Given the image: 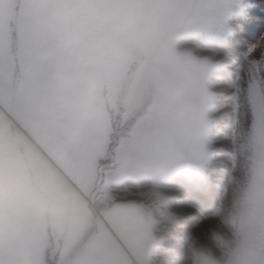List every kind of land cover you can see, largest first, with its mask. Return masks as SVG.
Returning a JSON list of instances; mask_svg holds the SVG:
<instances>
[{"label": "crops", "instance_id": "crops-1", "mask_svg": "<svg viewBox=\"0 0 264 264\" xmlns=\"http://www.w3.org/2000/svg\"><path fill=\"white\" fill-rule=\"evenodd\" d=\"M205 1L0 0V45H4L0 60L7 61L11 81L21 69V59V90H31L39 109L46 107L45 100L49 102L47 91L54 90L56 136L65 144L60 164L24 130H11L7 120V132L0 127V264L144 261L140 246L125 236L128 229L115 205L102 217L88 196L95 187L90 180L99 176L101 159L113 140L112 127L107 139L102 132H88L94 118L67 114L65 107L94 106V95L85 98L82 92L96 91L101 93L96 104L118 108L116 117L121 125L128 124L151 101L155 63L175 54L166 51V45L177 40L193 12L207 11ZM15 35L20 39L19 50ZM137 51L142 56L135 62ZM18 90L14 82L9 86L10 105L17 103ZM141 120V137L124 133L109 154L108 171L115 176L145 177L161 167L156 126H149L155 122ZM68 156L78 158L80 164L68 162L71 167L67 166L64 158ZM113 226L124 239L112 233Z\"/></svg>", "mask_w": 264, "mask_h": 264}, {"label": "rangeland", "instance_id": "rangeland-1", "mask_svg": "<svg viewBox=\"0 0 264 264\" xmlns=\"http://www.w3.org/2000/svg\"><path fill=\"white\" fill-rule=\"evenodd\" d=\"M252 1L207 0V11L193 12L177 40L166 45V51L174 50L175 54L162 57L154 65L151 101L128 124L121 125L116 117L120 116L118 108L96 104L101 94L96 91L91 95L82 92L85 98L94 95V106L65 107L67 114L94 118V127L90 125L88 132H102L107 139L108 128L112 127L113 140H109L101 159L99 176L96 181L90 180L95 187L88 196L93 209L102 217L106 211L117 208L122 217L120 222L128 229L125 236L140 246L144 258L112 264H181L186 249L191 253L192 264H264V74L260 66L264 35L258 43L249 44L243 53V63L208 44L228 39L236 26L233 16L243 14ZM186 37L199 38L182 41ZM14 42L19 50L17 35ZM141 56L137 51L135 62ZM18 61L21 69L13 75L15 80L10 81L7 61L0 60V116L3 114L5 118L0 127L7 132V120L11 130H24L53 160L62 164L60 154L65 144L56 136L54 90L47 91L49 102L45 100L46 107L39 109L31 90L27 87L21 90L24 65L20 58ZM37 64L35 61L33 69ZM98 77L100 81L106 79ZM13 82L21 93L17 103L10 105L8 90ZM247 102L252 111L250 124L246 120ZM143 118L155 122L149 126H156L161 167L145 177H123L121 173L115 176L108 171L109 154L124 133L141 137L139 123ZM220 152L228 156L215 161ZM68 162L80 164L78 158L71 156L64 158V163L71 167ZM220 163L225 165L228 177L217 176L222 193L216 211L210 215L188 203L181 190L166 184L175 176L208 174L211 167ZM144 179L149 182L142 183ZM112 231L124 239L117 227L113 226ZM110 243L114 247V241L110 239Z\"/></svg>", "mask_w": 264, "mask_h": 264}, {"label": "trees", "instance_id": "trees-1", "mask_svg": "<svg viewBox=\"0 0 264 264\" xmlns=\"http://www.w3.org/2000/svg\"><path fill=\"white\" fill-rule=\"evenodd\" d=\"M260 4L261 0H253L252 4L245 8L243 14L233 16L232 20L236 23V26L234 27L233 34L228 39L224 41L215 40L208 44L218 51L227 53L238 63H243V53L247 51L249 44L258 43L264 35V22H262V18L259 15L255 14L256 10L260 8ZM253 23L256 24L255 28L250 27ZM197 38L199 37H186L182 41L198 40ZM260 66L264 74V57L260 61ZM243 99L244 101L246 100L245 97ZM246 105V120L250 124L252 121V111L251 107H248V102ZM225 156L227 157L228 153L220 152L215 156V161ZM224 166L221 163L216 164L211 167L208 174L196 172L190 177H186L185 175L175 176L169 179L166 184L167 186L181 190L188 203L198 208L204 214L210 215L216 211L222 193L218 185L217 176L222 175L225 179L228 177V173L224 171ZM128 182H131V180ZM144 182H149V179L142 180V183ZM190 254L189 249H186L183 257L180 258L181 264H192ZM153 255H155V251Z\"/></svg>", "mask_w": 264, "mask_h": 264}, {"label": "snow or ice", "instance_id": "snow-or-ice-1", "mask_svg": "<svg viewBox=\"0 0 264 264\" xmlns=\"http://www.w3.org/2000/svg\"><path fill=\"white\" fill-rule=\"evenodd\" d=\"M256 15H259L262 18V22H264V0H261L260 8L256 10ZM250 27L255 28L256 24L253 23Z\"/></svg>", "mask_w": 264, "mask_h": 264}]
</instances>
